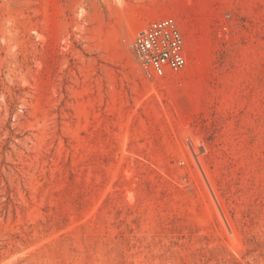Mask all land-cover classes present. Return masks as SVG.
Here are the masks:
<instances>
[{
	"label": "rangeland",
	"instance_id": "1",
	"mask_svg": "<svg viewBox=\"0 0 264 264\" xmlns=\"http://www.w3.org/2000/svg\"><path fill=\"white\" fill-rule=\"evenodd\" d=\"M0 264H264V0H0Z\"/></svg>",
	"mask_w": 264,
	"mask_h": 264
},
{
	"label": "built area",
	"instance_id": "2",
	"mask_svg": "<svg viewBox=\"0 0 264 264\" xmlns=\"http://www.w3.org/2000/svg\"><path fill=\"white\" fill-rule=\"evenodd\" d=\"M131 49L136 73L147 81L167 78L186 66L185 37L173 17H161L141 26Z\"/></svg>",
	"mask_w": 264,
	"mask_h": 264
}]
</instances>
